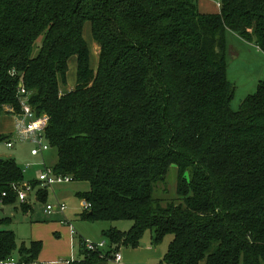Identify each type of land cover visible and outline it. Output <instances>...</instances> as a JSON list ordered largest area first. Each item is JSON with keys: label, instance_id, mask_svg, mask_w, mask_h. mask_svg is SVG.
<instances>
[{"label": "trees", "instance_id": "trees-1", "mask_svg": "<svg viewBox=\"0 0 264 264\" xmlns=\"http://www.w3.org/2000/svg\"><path fill=\"white\" fill-rule=\"evenodd\" d=\"M213 1L215 14L197 0H0V117L20 116L22 100L46 117L53 173L89 184L82 220L131 221L103 233L116 248L139 247L145 233L154 248L169 238L160 264H264V78L233 112L224 52L230 31L264 53V0ZM23 182L0 156L2 205ZM9 222L0 218V263L16 251L1 229ZM40 247H22L21 264ZM83 252L72 264L99 260Z\"/></svg>", "mask_w": 264, "mask_h": 264}, {"label": "crops", "instance_id": "crops-1", "mask_svg": "<svg viewBox=\"0 0 264 264\" xmlns=\"http://www.w3.org/2000/svg\"><path fill=\"white\" fill-rule=\"evenodd\" d=\"M197 8L200 13L215 14L219 12L220 6L217 1L197 0ZM87 34L88 31L85 29V39L92 50V47L97 46L90 41V38L88 39ZM97 54L98 53H95L94 50L91 52V65L93 68L96 67ZM75 71L76 61L73 58L69 62V72L67 75L68 86L70 88H73L75 84ZM0 119L9 121V125H7L9 128L8 133L0 134V136L11 135L14 132V118L0 117ZM47 155L49 158V150L41 157H33H39L40 161L42 160L46 162ZM45 165L51 168V164L49 162H46ZM53 187L47 190L45 201L47 200L49 190L51 191V195L53 196L54 200L58 201V197H56ZM39 189L40 188L38 186H35L32 189L29 196L30 198L27 201L29 203L26 202V204H21L16 199L14 205L0 204V218H10V222L6 226H2L1 229L12 231L16 240V251L13 253L11 258L8 259L9 262L5 261L0 264H21L18 251L22 247L28 248L31 242L40 243L41 247L35 260L27 264H72L75 262H80L84 259V249L80 245L81 238L88 239L93 242L104 241L106 245L104 250L108 253L111 252V244H109L103 237V233L106 230L114 228L113 226L109 225L110 223H95L82 220L81 215L85 211L83 208L81 213L76 215L75 218L78 219L79 223H76L75 221L73 222L69 217L64 216V213H45V206L42 209V212H38L34 209L32 204L35 202H40L37 196ZM80 195L81 193H76V196L80 200V206L84 207L85 202L80 197ZM24 204L25 208L23 207ZM70 226L73 227L76 233L75 235L71 233ZM117 249V252H119L121 249L123 251V253H121L122 261L119 264H160V261L164 255V253H160L159 250H155L152 246H142L132 249L127 246L119 245ZM113 250L115 251V248H113ZM94 264L117 263L108 260H98Z\"/></svg>", "mask_w": 264, "mask_h": 264}, {"label": "rangeland", "instance_id": "rangeland-1", "mask_svg": "<svg viewBox=\"0 0 264 264\" xmlns=\"http://www.w3.org/2000/svg\"><path fill=\"white\" fill-rule=\"evenodd\" d=\"M85 29L88 28L85 27L84 31ZM225 39L226 47L224 52L227 66L226 77L227 81L234 88V97L230 103V109L233 112H236L241 108V104L244 99L256 92L259 82L264 78V53H262L254 44L245 42L244 40L236 36V34L230 31L226 32ZM92 48V51L94 50L95 53H98V47L94 46ZM7 125H9V121L0 119V134L8 133L9 128L7 127ZM12 137L13 135L7 138V140H11ZM30 150L31 145L29 143H16L11 149L5 148L3 145L0 146V156L3 158L10 157L15 160L17 165L22 170L25 183L34 182L37 180L40 172L42 171V163L44 162L42 160L40 161L39 157L35 158L31 156ZM46 162L50 163L48 155L46 158ZM46 162H44V164H46ZM164 186H159V188L161 189V192H159V194L162 195V191H165V193H167H164L162 196H173L176 186L175 168H171L169 170L165 178ZM88 190L89 184L87 182H70L57 185L53 187V191L55 192L56 197H58V201L54 200L53 196L51 195V191L49 190L48 197L45 202H35L32 204V206L36 211L42 212V209L45 205H55L57 202H59L66 206L64 216L69 217L73 222L75 221L76 223H79L78 219L75 218L76 215L81 213L83 207L80 206V200L76 196V193L83 194ZM109 225L113 226L121 233H126L131 228L132 223L131 221H119L110 223ZM168 241L169 238L165 239V241L157 248H153L155 250H159L160 253H165ZM142 246H151V238L149 233H145L142 236L139 247ZM113 248H115V250H118L113 245L111 248V252L114 251ZM119 252L120 254L123 253L122 249L119 250ZM202 264H206L205 261H203Z\"/></svg>", "mask_w": 264, "mask_h": 264}, {"label": "built area", "instance_id": "built-area-1", "mask_svg": "<svg viewBox=\"0 0 264 264\" xmlns=\"http://www.w3.org/2000/svg\"><path fill=\"white\" fill-rule=\"evenodd\" d=\"M20 93L24 94V90L21 87ZM21 102V114L20 116H15V126L13 137L11 140H0V146L3 145L5 148L11 149L16 143H29L31 145L30 155L31 156H42L45 152L49 150L48 144L45 142L43 137V129L46 126L47 118L46 117H35L31 108L25 104V100ZM28 166V165H27ZM71 178L64 177L61 175H55L51 168L47 167L44 162L42 163V171L40 172L36 183L40 189H51L54 185L70 183ZM13 190L16 195V199L19 203L23 204L29 200L30 193L32 191L31 183L23 182L20 186L13 185ZM2 197H5V194H2ZM1 204V202H0ZM45 213H64L66 206L57 202L55 205H45ZM84 210L90 209V205L84 204ZM71 233L75 235V231L72 226ZM80 245L85 249V251L90 253H95L99 260H108L115 262L117 264L121 263L122 255L119 252L113 251L108 253L104 250L105 242H93L88 239H80ZM9 262V260H7Z\"/></svg>", "mask_w": 264, "mask_h": 264}]
</instances>
